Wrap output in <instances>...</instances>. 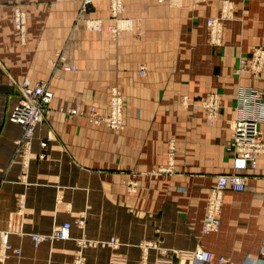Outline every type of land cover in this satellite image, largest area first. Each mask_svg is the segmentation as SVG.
<instances>
[{
    "label": "crops",
    "instance_id": "obj_1",
    "mask_svg": "<svg viewBox=\"0 0 264 264\" xmlns=\"http://www.w3.org/2000/svg\"><path fill=\"white\" fill-rule=\"evenodd\" d=\"M82 1L0 0V264H74L75 241L36 248L30 238L66 222L74 238L122 243L86 249V264H193L198 249L211 252L213 264L219 257L264 264V155L245 172L243 192L225 191L216 231L204 232L209 192L233 172L237 91L264 92V67L256 76L236 73L241 57L264 48V0H228L233 14L218 47L209 44L206 19L220 16L224 0H123L122 16L135 25L119 37L106 29L108 0H93L78 19ZM16 7L27 15L24 36L14 25ZM85 19H104V30L88 31ZM59 60L76 70L56 68ZM25 79L48 81L54 92L26 178L14 155L23 129L9 121L19 99L11 81ZM109 87L127 103L124 129L68 116L78 104L105 113ZM212 93L221 104L214 125L201 105ZM164 168L170 171L158 172ZM82 216L84 230L75 225ZM4 239L21 255L4 259ZM145 243L153 247L144 250Z\"/></svg>",
    "mask_w": 264,
    "mask_h": 264
},
{
    "label": "built area",
    "instance_id": "obj_2",
    "mask_svg": "<svg viewBox=\"0 0 264 264\" xmlns=\"http://www.w3.org/2000/svg\"><path fill=\"white\" fill-rule=\"evenodd\" d=\"M111 3L117 4L119 0H109ZM90 2V1H87ZM231 6V3L228 0L223 1L222 7L227 8ZM232 7V6H231ZM228 18H216L208 20V38L213 45H220L223 42V26L225 20ZM16 24L18 27H23L24 17L21 13H16ZM97 31H101V28H97ZM110 32L118 34L121 30V26H112L108 28ZM249 61L254 65L257 63H264V48H258L254 51L253 55L249 58ZM65 71H70L72 69H64ZM261 69H250L253 74H257ZM141 74H145V69H141ZM16 92L19 95V101L14 109V113L11 115V121L21 124L25 130V137H32L35 125L40 124L43 121L44 115L47 113L48 105L52 101L53 93L50 91V83L48 81H40L33 83L29 79H25L21 83L12 81ZM109 100L110 107L115 108V112L112 115L102 116L95 107L89 112L90 120L96 124H107L113 128H118L121 126L119 120L120 108L119 105L123 100L120 91L117 89H109ZM187 97H183L182 100L185 101ZM215 97L209 96L203 98L202 102H205L208 105L209 111L215 112L216 106L213 104ZM238 115H244L245 113H257L260 110L261 106H264V92L259 90L256 87L241 88L238 92ZM71 114H76V110H71ZM257 118H241L235 121V131H234V140L232 144V149L234 150V164L235 171L234 175L229 177L220 178L217 187L211 192L222 191L229 187L228 180H231L232 187L237 191H243L244 187L242 184L244 176L242 172L248 166H251L248 162L249 150L240 151L237 148V143L239 141L247 142L250 141L249 134H252L251 131L258 129L260 125ZM258 133V131H257ZM45 142V141H43ZM42 145H45L43 143ZM26 146V144H25ZM264 152V149H263ZM219 201L213 196L210 203V211L206 217V231L214 230L217 226V220L215 218V213L217 212ZM71 231V224L65 223L60 227H57L51 233L50 237H41L40 235H32L34 242L38 245L42 241L50 239H67L69 238ZM112 243L116 245V248L120 246L119 239H112ZM261 258L264 260V250L261 253ZM257 264V261H255ZM213 254L206 250H198L193 255V264H213ZM77 264H83L81 260ZM217 264H227L225 257H219ZM254 264V263H252Z\"/></svg>",
    "mask_w": 264,
    "mask_h": 264
},
{
    "label": "bare ground",
    "instance_id": "obj_3",
    "mask_svg": "<svg viewBox=\"0 0 264 264\" xmlns=\"http://www.w3.org/2000/svg\"><path fill=\"white\" fill-rule=\"evenodd\" d=\"M87 1H90V2H87ZM92 1L93 0H83V4H82V8H81V12H85L87 11V9L90 7V5L92 4ZM109 1V0H108ZM196 1H203V0H196ZM121 2L122 0H119V2L117 4H114V3H111L109 1V3L111 4L112 6V10L111 13L115 15L120 12L121 10ZM88 7V8H87ZM230 10H231V6L227 7V8H223L222 7V13H221V16L222 18H230L231 17V14H230ZM21 13L24 17V24H23V27H18L17 24H16V13ZM113 17V18H114ZM111 18V16H110ZM110 18L108 19V21H111ZM216 18H219V17H211V18H208L207 19V23H208V20H212V19H216ZM227 20V19H226ZM13 21H14V25L16 27V29L21 33V35H25L26 33V30H27V15L25 13V11L21 8V7H16L14 9V17H13ZM115 21L117 22L118 20L115 19ZM132 21V20H131ZM129 21V20H125V21H122L120 20L119 22L115 23L113 20L111 21L110 25L108 27H112V26H121L122 27V23L125 22L126 24H128V26H132L133 23ZM104 26V20L102 19H99V20H87L86 21V28L87 29H90L91 31H97L98 27L99 28H103ZM224 27V26H223ZM207 29H208V25H207ZM209 42H210V39H209ZM210 44H212L210 42ZM213 45V44H212ZM214 46H219V45H214ZM262 48V47H260ZM58 55H60V53H58ZM59 59H61V57H59ZM248 61V60H247ZM245 58H241L240 61H239V66H238V69H237V73H240L242 71H245V67L246 66V69H248L250 71V69H263V66H264V63H257V64H252L250 61L247 62ZM54 66L56 68H60V69H72V70H76V67L75 66H65L63 65V62L61 60L59 61H56L54 62ZM141 69H145V67H140V74H141ZM261 71V70H260ZM259 71V72H260ZM241 74V73H240ZM142 75V74H141ZM146 75V69H145V74ZM142 75V76H144ZM13 81V80H12ZM11 81V82H12ZM51 88V86H50ZM241 88H249V87H241ZM240 88V89H241ZM110 90L111 89H117L118 91H120L117 87H112V88H109ZM108 89V90H109ZM239 89V90H240ZM238 90V92H239ZM50 91L53 93V97H54V92L52 91V89H50ZM110 93V92H109ZM121 93V92H120ZM122 95V94H121ZM19 96V95H18ZM122 98L123 100L121 101L120 105H119V108H120V115H119V120L121 122V126L118 127V128H113V126L111 125L108 126L107 124H96L94 122H92L90 120V117H89V112L90 110L92 109V107H95L97 111H99L100 115L102 116H106V115H112L116 110L114 107H110V100H109V103H108V106H107V112L106 113H101V110L95 106V105H92L89 107V112H85V109L83 107L82 104H78L76 105L75 107H72L70 108L68 111H67V114L69 117H76V116H87V119L89 120V122L93 125H96V126H101V125H104L110 129H113V130H122L125 128V117H126V113H127V103L122 95ZM54 99V98H53ZM52 99V101H53ZM110 99V98H109ZM220 100V99H219ZM19 101V99H18ZM52 101L50 102V104L48 105V110H47V113L44 115L43 117V121L40 123H44L47 121V117L50 113V105L52 103ZM18 103V102H17ZM16 103V105H17ZM219 103V102H218ZM218 103H217V99H214V102L213 104L216 106V111L215 112H211L209 111V108H208V105L210 104H206V103H203V105L206 107L207 109V120L209 121V124L210 125H214V122L217 118V110H218ZM182 104L184 106H187L188 104V101L185 100L182 102ZM16 105L14 106L11 114H10V117H9V121L14 124V125H17V126H20L22 129H23V134H22V137L20 139H18L15 143V156L17 155H21V159L23 161V166L25 168V171H24V177L26 178L28 176V171H29V168H30V161H31V149H32V143H33V138H34V134L37 130V127L40 125L39 123L35 125V130H34V133L32 135V137H27V139L25 140L24 137H25V130L23 128V126L21 124H18L16 122H12L11 121V115L14 113V109L16 107ZM238 107H239V100H238V93H237V108H236V115H235V118L233 119V123H232V128H231V143L228 147V149L230 150L231 152V155L233 156V172L231 174H222V175H219L218 178H217V183L216 185L210 190L209 192V196H208V201H207V211H206V216H205V219H204V232L207 233V234H210L214 231H216L217 227H218V224H219V218H218V215L220 213V210L222 208V201H223V195L225 193V191L228 189V188H231L233 191L235 192H243L246 188V183H247V175L245 174L246 171H248L249 169H256L257 166H258V162H259V157L261 155H264V152H263V149H264V134H263V130H262V125L264 124V106H261L260 107V110L257 112V113H245L244 115H238ZM76 110L77 113L76 114H71V110ZM257 118L259 120V123L260 125L258 126V129H254L253 131H251L252 134H249V139L250 141H247V142H243V141H239L237 143V148L240 150V151H246V150H249V158H248V162H250L251 166H248L245 170V172H242V174L244 176H241L243 178V181H242V184H243V187H244V190L243 191H237L235 190L233 187H232V182L231 180H228V185L229 187L225 190L222 191H215L214 193H211L218 185V182L220 180V178L222 177H229L231 175H234V173H236L235 171V164H234V150L232 149V144H233V140H234V131H235V121L237 119H241V118ZM257 123V125L259 124ZM258 131V133H257ZM43 143H45V145H42ZM26 144V146H25ZM40 145L42 147H45L46 146V142H41ZM42 158H44V154L41 155ZM170 169H165V171H163L162 169V172H169ZM212 194L213 196L219 201V204H218V208H217V212L215 213V218L217 220V226L215 227L214 230H211V231H206V217H207V214L209 213L210 211V203H211V200H212ZM85 218V217H84ZM81 219L79 221L76 222V224L80 227H84L85 226V219ZM66 223H69V222H66ZM65 224V223H63ZM63 224L57 226V227H60L62 226ZM71 224V223H70ZM55 227V228H57ZM54 228V229H55ZM53 229V230H54ZM52 230V232H53ZM51 232V233H52ZM51 233H47V234H30V238L33 242V245L34 247L38 248L40 247L41 245L43 244H53L54 242L56 241H75L76 242V245H77V253H76V257H75V261H74V264H77V262L79 260H81L83 262V264H86L85 263V259H84V250L87 249V247H96V246H102V247H110V248H113V249H119L122 245V243L120 242V246L116 248V245L112 243V239H114L115 237H112L111 239H109L108 241H90L88 239H86L84 236L85 235H82L83 237L81 238H74L72 236V224H71V231H70V235H69V238L67 239H50L48 238L46 241H42L41 243H39L38 245L34 242L33 238H32V235H40L41 237H50L52 234ZM116 239V238H115ZM118 239V238H117ZM140 247H142V249L146 250V249H150L153 247V244L152 243H145L144 245H141ZM200 250V249H198ZM196 250V251H198ZM203 250V249H202ZM264 250V246L262 247L261 249V253L262 251ZM195 251V252H196ZM207 251V250H206ZM194 252V253H195ZM1 253H2V257L4 259L7 258V255L9 253H13L14 255L16 256H20L21 255V250L18 249V248H13L8 242L6 239L2 240V250H1ZM147 253V252H145ZM193 253V255H194ZM247 261L249 264L252 263V259H250L249 257L247 258Z\"/></svg>",
    "mask_w": 264,
    "mask_h": 264
},
{
    "label": "rangeland",
    "instance_id": "obj_4",
    "mask_svg": "<svg viewBox=\"0 0 264 264\" xmlns=\"http://www.w3.org/2000/svg\"><path fill=\"white\" fill-rule=\"evenodd\" d=\"M195 3H200L199 1H196V0H193ZM203 1H205V0H203ZM203 1H201V2H203ZM225 1V0H224ZM109 2V1H108ZM231 3V2H230ZM82 4H83V1H82V3H81V7H80V13H79V17H78V19H83V16H84V14H85V12H81V8H82ZM109 17H108V19L110 18V16H111V18H110V20L112 21H114L115 23H117V22H119L120 20H122V21H125V20H129V21H131L132 23H133V25L132 26H128V24H126L125 22H123L122 23V30L118 33V34H114V33H112V32H110L109 31V29L108 28H110V27H108L109 25H110V23H111V21H109L110 23H109V25L106 27V29H107V31L113 36V37H119L120 35H122L124 32H129V31H133V29H134V25H135V22H134V19H132V18H126V17H123L122 15L124 14L123 12H124V9H123V0H122V2H121V10H120V12H118L116 15H115V17H114V15L111 13V11H113L112 10V6H111V4L109 3ZM231 10H230V14L232 15L233 14V5H232V3H231ZM88 8V7H87ZM88 10V9H87ZM221 13H222V6H221ZM220 16H221V14H220ZM219 16V17H220ZM114 17V18H113ZM115 19L116 20H118L117 22L115 21ZM87 20H99V19H85L84 21H85V28H86V21ZM102 20H104V19H102ZM228 20V19H227ZM206 21H207V19H206ZM226 21V20H225ZM206 28H207V22H206ZM87 29V28H86ZM88 31H91L90 29H87ZM104 30V26H103V28H102V30L101 31H103ZM101 31H96V32H101ZM207 31H208V29H207ZM92 32V31H91ZM223 34H224V27H223ZM208 41H209V38H208ZM209 44H210V42H209ZM223 44V42L219 45V46H221ZM212 45V44H211ZM214 46V45H213ZM218 47V46H217ZM263 48V47H262ZM258 49V48H257ZM254 53V52H253ZM61 54V53H60ZM253 55V54H252ZM251 55V56H252ZM242 58V57H241ZM240 58V59H241ZM243 58H245L246 59V61L247 62H249V58L250 57H243ZM240 59H239V61H240ZM238 66H239V62H238V65H237V67H236V73H237V69H238ZM141 67H145V69H146V73H147V67L146 66H141ZM264 67V66H263ZM243 68H245V71H242V72H240L241 74L243 73V72H249L251 75H253V76H256L257 74H253L251 71H249L248 69H246V66L245 67H243ZM139 73H140V71H139ZM240 73H238V74H240ZM261 73V71L260 72H258V74H260ZM141 75V74H140ZM145 76V75H144ZM245 87V86H244ZM248 87H254V86H248ZM109 88H112V87H109ZM108 88V89H109ZM241 87H239V89H240ZM238 89V90H239ZM237 93H238V91H237ZM209 96H213V97H215V99H217V103H218V110H217V115L219 116V112H220V109H221V104H220V95L219 94H217V93H212V94H209V95H207V96H205L204 97V99L205 98H207V97H209ZM184 97H187V96H184ZM236 98H237V94H236ZM186 100L188 101V97L186 98ZM203 100V99H202ZM182 102H183V100H182ZM108 103H109V100H108ZM108 103H107V106H108ZM203 103H205V102H202L201 101V105H202V107L205 109V111H206V113H207V109H206V107L203 105ZM182 106H184L183 104H182ZM187 106H188V104H187ZM187 106H184V107H187ZM98 107V106H97ZM99 108V107H98ZM237 108V107H236ZM108 110V109H107ZM107 110H106V112H107ZM105 112V113H106ZM127 114V113H126ZM218 116H217V118H216V120H215V122L217 121V119H218ZM215 122H214V124H215ZM233 123V122H232ZM232 128V127H231ZM228 151H229V153L231 154V152H230V150L228 149ZM165 169L166 168H164L163 169V171H165ZM159 173H164V172H162V169H160L159 171H158ZM131 188H136V185H134V184H131V186H130ZM84 218V216H82L80 219H78L77 221H79V220H81V219H83ZM85 219V218H84ZM77 221H75V225L77 226V227H79L80 229H82V230H84L85 229V226L84 227H80L79 226V224L77 225L76 224V222ZM85 225H86V219H85ZM81 237H83V236H81ZM81 237H79V238H81ZM86 239H88V240H90V241H100V240H93V239H89L88 237H86V236H84ZM115 238H117V237H115ZM92 246H90V247H87V249L88 248H91ZM96 247H98V246H96ZM121 248V247H120ZM119 248V249H120ZM111 249H113V248H111ZM119 249H113V250H119ZM85 251L86 250H84V259H85V263H86V255H85ZM76 253H77V251H76ZM145 253V252H144ZM75 257H76V255H75ZM75 261V260H74Z\"/></svg>",
    "mask_w": 264,
    "mask_h": 264
}]
</instances>
